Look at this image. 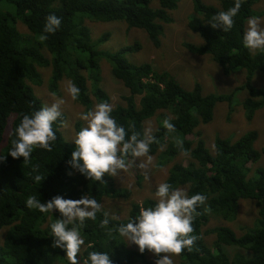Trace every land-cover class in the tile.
<instances>
[{"label":"trees","instance_id":"trees-1","mask_svg":"<svg viewBox=\"0 0 264 264\" xmlns=\"http://www.w3.org/2000/svg\"><path fill=\"white\" fill-rule=\"evenodd\" d=\"M0 1L13 4L14 19H19L31 33L48 36L47 40L40 41V46L50 54V58H46L36 48L22 46L20 33L8 22L7 16L0 13V154L5 157L0 160V230L6 229L0 243V264H69L64 250L52 247L54 238L50 225L63 217L55 209L52 213L29 209L26 200L30 195H35L41 203L57 195L65 199L88 195L99 203L104 195L123 199L130 195L127 188H115L108 175L103 177L106 183L101 185L100 181L89 180L71 167L68 163L71 147L60 130L65 120L63 113L52 125L57 139L52 142L51 151L34 149L27 164L23 162V157L13 158L8 154L12 141L17 139L15 129L22 116L31 115L43 107L27 84L41 83L37 66H50L48 89L51 93L58 94L59 81L67 77L80 89L75 101L86 109L92 103L90 94L96 104L110 103L109 95L100 86L99 56L107 59L112 76L128 90V94L122 97L123 103L113 106L111 116L128 130L129 136V125L132 124L143 138L144 120L157 111L161 112L158 114L161 120L152 133L158 142L150 145L149 154L163 147L158 166L166 157L182 155L189 158L186 165L180 162L172 164L163 182L174 188L187 185L189 196L199 193L207 198L205 204L197 209L200 214L193 221V234L200 239L191 252L185 249L179 255L181 264H264V169L256 167L254 175H250L247 166L258 157L254 149L257 132H244L234 140L217 136L214 152L210 153L197 131L200 123L211 120L215 103L230 102L236 90L245 89L248 92L242 100L244 108L249 109L248 117L253 109L255 111L264 106V87L251 84L255 72L264 74V52L250 51L242 43L245 21L255 15L252 6L256 0H244L233 18V28L227 32L212 28L208 21L219 12L233 7L235 0H218V7L193 0L194 11L187 24L202 37L203 43L184 42L183 45L191 52L209 54L226 74L234 69L245 70V80L240 88L221 94H202L198 84L192 90H185L168 73L158 72L148 63H129L124 54L138 49L137 44L115 52L100 53L90 42L88 27L84 25L87 17L97 21H124L130 27L144 30L152 44L158 46L163 24L172 21L169 11L176 8L177 0ZM154 2L156 6L152 5ZM50 14H55L62 21L55 34L43 32ZM77 14L81 17L75 19ZM107 37L108 34H103L98 41ZM85 51H88V57L81 56ZM162 111H169L172 117ZM165 118L175 126L174 133H169L163 126ZM7 124L9 132L6 135ZM80 128V123L76 122V133ZM190 134L194 139L187 138ZM177 140L182 141V149L177 146ZM185 151L187 155L183 154ZM37 174L45 175L40 184L34 180ZM242 199L255 201L258 215L255 225L240 235L228 226H215L207 231L215 237L211 244H207L202 227L209 215L232 220ZM155 203L156 200L150 197L140 202L131 201L126 217L112 219L108 215L106 228L100 226V221L104 219L103 209L97 213L96 221L86 220L83 225L78 222L69 225L77 227L85 241L78 260L84 262L89 252L101 251L108 253L112 264H153L147 258L149 251L141 254L138 248H126L115 228L135 218L142 207H154ZM108 229H113L111 236L107 234ZM224 246L237 247V250L229 255Z\"/></svg>","mask_w":264,"mask_h":264},{"label":"rangeland","instance_id":"rangeland-1","mask_svg":"<svg viewBox=\"0 0 264 264\" xmlns=\"http://www.w3.org/2000/svg\"><path fill=\"white\" fill-rule=\"evenodd\" d=\"M206 4L219 6L218 0H202ZM156 6L154 2L152 4ZM176 8L170 10L171 22L163 24V33L160 36L158 46L152 44L147 33L136 27H130L124 21H97L83 18L84 25L88 27L90 42L93 48L100 53L115 52L119 49L137 44L138 49L127 51L124 57L127 61L134 65L148 63L154 70L158 72L168 73L178 85L185 90H192L198 84L202 94H221L229 93L235 88H240L245 80L244 69H234L231 73H224L222 67L213 60L209 54H197L188 50L183 44L184 42L199 45L203 43L202 37L192 31L188 27V20L193 14V0H177ZM255 15L249 16L245 21V31L247 29V20L250 17H259L261 27H264V0H256L252 6ZM0 13L7 16L8 22L13 25L21 35L20 44L22 46H30L36 48L44 57L50 58V54L45 47L40 46L39 35L31 33L27 27L19 20L14 19V6L7 1H0ZM258 13V14H257ZM257 14V15H256ZM81 17L80 14L75 15V19ZM108 34L106 40L98 41L103 35ZM259 51V50H257ZM76 54H78L76 52ZM88 51L81 54L82 57H88ZM98 65L100 72V86L107 92L110 98V104H122V97L128 94L127 88L121 81L115 79L111 74L109 62L103 56L98 57ZM37 70L41 75V83L39 85L30 84L33 94L41 101L43 106L51 105L57 99H63L64 104L61 106V113L65 115V120L60 128L64 139L70 144L71 153L75 150V144L71 140L75 137V123L79 122L82 129L87 126V122L80 119L81 113H86L93 110L95 105L93 96L90 94L92 103H89L85 108L83 104H79L71 99L67 92V85L70 81L67 77H63L59 81V93L53 94L48 89V82L51 74L50 66H37ZM84 72V71H83ZM26 83V80H25ZM251 84L255 87H264V74L257 71L253 74ZM90 88V87H89ZM248 95L245 89L236 90L233 93L230 102L218 101L215 103L212 112V118L207 123H200L197 131L205 142L206 148L210 153L214 152L215 137H227L236 139L244 132L256 131L258 136L254 142V149L258 153L255 161L247 164L249 174L254 175L255 168L264 169V106L251 111V116L248 117L249 109L244 108L242 100ZM254 111V112H253ZM158 112V111H157ZM144 120V130L148 127L154 129L161 120L158 112ZM168 117H172L169 111H162ZM253 112V113H252ZM11 121V120H10ZM10 123V122H9ZM9 132V124H7L6 135ZM187 138L194 139L190 134ZM163 147L154 154H149L153 157V163L147 170H142L137 167H132L126 173H121L120 177H110L115 188H127L130 191L128 198L112 197L104 195L102 197V209L109 216L124 218L128 214L131 201L140 202L145 198H154L156 187L163 182L168 174V170L174 163L188 164L187 156L177 155L175 157H166L158 166L161 151ZM144 159V158H141ZM135 163H139L136 161ZM147 174V178L145 175ZM179 188H184L187 191V185H181ZM257 206L254 200L242 199L239 201V206L234 219L224 220L220 216L209 215L207 223L202 227L204 240L207 244H211L214 240V234L207 231L215 226H228L236 235L246 232L255 225L257 219ZM6 229L0 230V243ZM125 242V247L128 249L137 250V246L132 243ZM224 250L231 255L237 247L224 246ZM66 258V256H65ZM147 258L155 264L158 258L151 252L147 253ZM10 260V257H7ZM59 260L58 258H56ZM67 259V258H66ZM174 264H181L179 256L172 257ZM83 264V261L80 262ZM140 264V263H136Z\"/></svg>","mask_w":264,"mask_h":264},{"label":"clouds","instance_id":"clouds-1","mask_svg":"<svg viewBox=\"0 0 264 264\" xmlns=\"http://www.w3.org/2000/svg\"><path fill=\"white\" fill-rule=\"evenodd\" d=\"M244 0H235L234 6L227 11H221L214 15L210 21L212 28H220L227 32L233 28L234 17L238 14ZM61 19L55 14L46 18L43 28L45 34H55L61 26ZM39 39L45 41L47 35L42 34ZM243 46L250 51L264 52V27H261L259 17H250L247 20V29L243 34ZM67 92L73 101L80 95V89L72 82L67 85ZM63 99H57L51 105H45L31 115L25 114L15 129L17 139L12 141V147L8 154L13 158L23 157L25 164L31 160L34 149L41 148L51 151V144L57 137L52 125L61 117ZM113 105L101 102L95 105L93 110L80 114V119L87 122L71 139L75 144V150L71 153L68 162L72 168L78 170L86 178L100 181L105 184L103 177H120L132 167L147 170L153 163V157L149 155L150 145L156 141L150 127L141 133L135 131L134 125H129L128 130L119 125L111 116ZM163 126L169 133L176 131L175 126L168 118L163 120ZM177 146L183 148L182 141H176ZM187 155L185 151L183 153ZM144 158V159H141ZM0 154V160H4ZM138 161L139 163H135ZM33 171H37L33 168ZM70 174V173H69ZM147 178V174L145 171ZM45 175H35L34 180L40 182ZM154 198V207H142L135 218H130L126 224H121L115 231L123 237L127 243L135 244L142 254L145 250L153 253L158 258L155 264H174L172 257L179 256L185 249L191 252L195 242L200 239L194 235L193 221L200 213L198 208L203 206L206 196L194 194L189 196L184 188H174L167 182L157 185ZM29 209H37L41 213H52L58 210L62 219H56L50 225L51 236L54 238L52 247L62 248L69 264H80L78 255L84 245L75 225H83L86 220L96 221L97 213L102 211V205L96 199L84 195L79 199H65L54 196L45 203H41L35 195H30L26 200ZM100 226L106 228L109 224L108 213L105 212ZM112 219H118L113 216ZM113 229H108L111 236ZM91 247V245H89ZM83 264H112L107 252L92 251Z\"/></svg>","mask_w":264,"mask_h":264}]
</instances>
